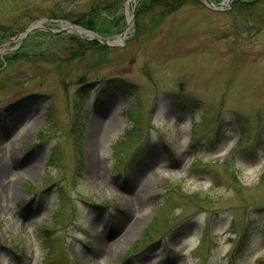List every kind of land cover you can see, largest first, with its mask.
<instances>
[{
  "label": "rangeland",
  "instance_id": "obj_1",
  "mask_svg": "<svg viewBox=\"0 0 264 264\" xmlns=\"http://www.w3.org/2000/svg\"><path fill=\"white\" fill-rule=\"evenodd\" d=\"M141 1L106 0L102 36L65 18L91 0H0V25L80 32L33 33L0 70V264H264V0L136 29ZM52 35L113 47L60 66Z\"/></svg>",
  "mask_w": 264,
  "mask_h": 264
},
{
  "label": "trees",
  "instance_id": "obj_2",
  "mask_svg": "<svg viewBox=\"0 0 264 264\" xmlns=\"http://www.w3.org/2000/svg\"><path fill=\"white\" fill-rule=\"evenodd\" d=\"M118 2H121L122 0H117ZM260 0H249L248 2H238V1H234L232 4V8L234 9H239V8H243L246 5L249 4H255L256 2L258 3ZM263 1V0H262ZM196 2V0H142L140 2V8L135 10L134 15H135V28L137 29L138 26H140V21L141 19L146 15H153L152 18H157V20H161L166 17L167 15L173 14L174 12L179 11L185 4L188 3H194ZM111 4L106 3V0H91V3L89 4V8L86 12H81L79 11L78 14L76 16L73 17H65L68 18L69 21H71L72 23L87 29V30H91L94 31L98 34H102L103 35H109V27H106L105 23L106 19H108V14L110 11L109 8ZM111 13V12H110ZM103 14H107V16H103ZM138 23V24H137ZM109 24V23H107ZM138 25V26H137ZM26 27H21L19 29L14 30L13 27L8 26V25H0V45H2L5 41L9 40L10 38L14 37L16 34L22 32L23 30H25ZM105 30V31H103ZM119 30V28H118ZM107 32V33H106ZM33 34V33H32ZM30 34V35H32ZM46 35L44 33H34V35ZM26 36L25 41L21 44V46L19 47V49L17 50V53H22V56H19V58H15V59H11V58H3L0 59V70L5 66V65H11L14 64V62H22V61H26L29 62V54H26L24 51V47L27 43V40L33 38L32 36ZM52 40L54 39V42H65L68 43V45L71 46V48L69 49V46L66 47L67 48V57L63 59L62 58H56L54 61L56 63V65H64V64H69L71 62L74 61H78L83 54L85 53L86 50H91V49H95V50H102L105 51L108 48L103 47L102 45H99L98 43H89V42H84L83 40H80L78 37L76 36H67V37H61L59 35H52L49 36ZM50 39V40H51ZM55 45V44H52ZM65 48V49H66ZM64 49V50H65ZM44 55L47 54V52H43ZM25 57V58H24ZM51 55H47L46 57L43 56V59L48 60L51 59ZM41 59H39L40 61ZM43 62H47V61H43ZM133 130L128 132L125 136V140L128 142H123L122 146L129 147L130 145L133 144V139L135 137L138 138L137 133L134 136L133 135ZM158 228V227H157ZM154 226H152L144 235V237L141 239V242H144L145 240H147L148 238H151L152 236H154V233H159V228L157 229ZM153 231V232H152Z\"/></svg>",
  "mask_w": 264,
  "mask_h": 264
},
{
  "label": "water",
  "instance_id": "obj_3",
  "mask_svg": "<svg viewBox=\"0 0 264 264\" xmlns=\"http://www.w3.org/2000/svg\"><path fill=\"white\" fill-rule=\"evenodd\" d=\"M204 3L212 8V9H215V10H221L220 6L212 3L210 0H203ZM233 0H228V8L230 7V4L232 3ZM128 6L130 7V3L128 2ZM68 27V28H67ZM70 28H72L73 30H69ZM37 31H45V32H48V33H51V34H61V33H64V32H67V33H74V35L76 36H79L80 35V32H78L76 30V27H74L73 25L71 24H68L66 27H63L62 29L58 30V31H52L51 29H47L43 26H40L38 24H35V25H32V26H29L27 29H25L22 33H20L19 35H17L15 37V39H20V40H23L26 36L34 33V32H37ZM120 37L123 39L124 38V32L120 35ZM96 41L100 42L102 45L104 46H110V47H113L111 44L108 43V41L100 38V37H95L94 38ZM12 40H10L9 42H11Z\"/></svg>",
  "mask_w": 264,
  "mask_h": 264
},
{
  "label": "bare ground",
  "instance_id": "obj_4",
  "mask_svg": "<svg viewBox=\"0 0 264 264\" xmlns=\"http://www.w3.org/2000/svg\"><path fill=\"white\" fill-rule=\"evenodd\" d=\"M68 25V24H67ZM66 25V26H67ZM66 26H64V27H66ZM68 28V27H67ZM69 30H73L72 28H70ZM101 114H98L96 117H95V119H93V122H92V124H94V125H96L97 126V120H98V118H99V116H100ZM11 126H12V124H9L8 126H7V128H6V131L7 132H9L10 131V129H11ZM96 130L94 129V128H92V132L90 133V135H89V138H88V142H89V144L93 141H95V136H96ZM100 139V136H97V140L96 141H98ZM155 161V154H153L150 158H149V165L150 164H152L153 162ZM144 167H147V165L146 166H144ZM32 168H33V166L31 165V166H28V167H26L25 168V172H26V175L28 176V175H30V173H31V171H32ZM145 169V168H144ZM144 169H143V171H144ZM140 174H142L141 172H138L137 174H136V176H138L139 178L142 176V175H140ZM0 175L1 176H3V175H5V168H2V170L0 171ZM123 223V222H122ZM122 223L121 222H119L118 224H120V225H122ZM137 224H138V220L136 219H134L129 225H128V227H126L125 228V230H124V233H123V235L121 236V238L122 239H124V238H126V237H129L132 233H133V230L135 229V227L137 226ZM122 227V226H121ZM121 227H119V228H121ZM118 228V229H119Z\"/></svg>",
  "mask_w": 264,
  "mask_h": 264
}]
</instances>
